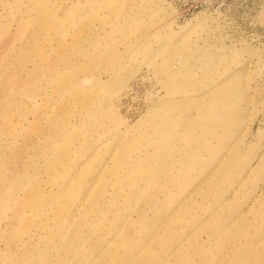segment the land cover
<instances>
[{
  "label": "rangeland",
  "instance_id": "rangeland-1",
  "mask_svg": "<svg viewBox=\"0 0 264 264\" xmlns=\"http://www.w3.org/2000/svg\"><path fill=\"white\" fill-rule=\"evenodd\" d=\"M0 264H264V0H0Z\"/></svg>",
  "mask_w": 264,
  "mask_h": 264
}]
</instances>
